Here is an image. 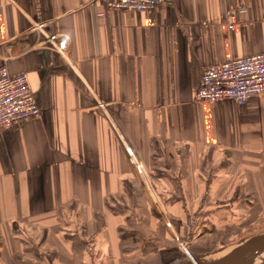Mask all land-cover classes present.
I'll use <instances>...</instances> for the list:
<instances>
[{
  "label": "crops",
  "instance_id": "1",
  "mask_svg": "<svg viewBox=\"0 0 264 264\" xmlns=\"http://www.w3.org/2000/svg\"><path fill=\"white\" fill-rule=\"evenodd\" d=\"M259 53L264 0H0V68L42 108L0 132V264H185L172 231L196 256L261 229L264 95L197 101L205 68Z\"/></svg>",
  "mask_w": 264,
  "mask_h": 264
},
{
  "label": "built area",
  "instance_id": "2",
  "mask_svg": "<svg viewBox=\"0 0 264 264\" xmlns=\"http://www.w3.org/2000/svg\"><path fill=\"white\" fill-rule=\"evenodd\" d=\"M107 9L117 12H153L160 6L171 5L173 0H103ZM248 13L241 8L226 14L227 28L233 30L240 16ZM54 37L48 39L52 40ZM264 95V53L231 58L226 62L204 69L197 91L200 103L233 101L239 107L255 97ZM27 74L11 75L8 68H0V132L12 126L41 117ZM181 248L187 253L183 243Z\"/></svg>",
  "mask_w": 264,
  "mask_h": 264
},
{
  "label": "water",
  "instance_id": "3",
  "mask_svg": "<svg viewBox=\"0 0 264 264\" xmlns=\"http://www.w3.org/2000/svg\"><path fill=\"white\" fill-rule=\"evenodd\" d=\"M260 258L264 260V233L218 251L196 256L189 254L185 264H253Z\"/></svg>",
  "mask_w": 264,
  "mask_h": 264
},
{
  "label": "rangeland",
  "instance_id": "4",
  "mask_svg": "<svg viewBox=\"0 0 264 264\" xmlns=\"http://www.w3.org/2000/svg\"><path fill=\"white\" fill-rule=\"evenodd\" d=\"M168 226L170 227L169 229L173 230L171 225L168 224ZM256 230V231H255ZM174 234V239L177 241L178 240V245L181 248L180 244L183 243L180 241L179 236H177L176 232L172 231ZM261 233H264V226L260 229H252L251 232H240L238 234H224L223 232L220 234H215L213 236L209 235V248L211 251L210 252H214V251H218L221 248H225L226 246H234V245H238L241 244L243 242H245L246 240L259 235ZM182 250V255L181 253L176 250L173 253L168 254L167 256H169L170 258H177V259H183L184 257H186V259L188 258V256L186 255V252ZM188 254H190L189 252H187ZM191 255V254H190ZM264 260H262L261 258L254 261L253 264H264L263 263ZM178 264V263H177Z\"/></svg>",
  "mask_w": 264,
  "mask_h": 264
}]
</instances>
